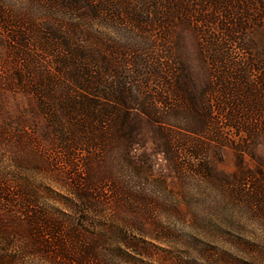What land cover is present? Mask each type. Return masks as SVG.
I'll use <instances>...</instances> for the list:
<instances>
[{"label": "trees", "instance_id": "trees-1", "mask_svg": "<svg viewBox=\"0 0 264 264\" xmlns=\"http://www.w3.org/2000/svg\"><path fill=\"white\" fill-rule=\"evenodd\" d=\"M209 2L228 20L220 29L225 41L238 43L248 56L237 66L220 60L213 76L223 99L231 105L239 101L240 114L219 116L208 108L205 114L189 109L194 128L189 130L190 139L183 141L190 145L174 148L169 138L161 149L180 177L201 175L213 182L207 148L212 141L228 145L220 123L224 120L229 128L246 134L248 148L260 135L264 81L255 75L264 72V59L256 57L259 49L250 39V29L264 22V0ZM123 5L131 4L129 0H0V88L34 99L45 117V137L51 144L45 148L34 126L0 124V264H145L140 257H153L143 224L123 214L159 226L155 208L159 203L142 185L152 177L150 169L131 156L132 131L124 127L129 112L139 111L138 105L161 134L167 123L155 115L156 108L126 103L120 96L126 87L111 94L103 76L109 68L106 59L97 61L92 51L90 21L112 17L114 11L121 16ZM150 14L127 10L129 25L144 29L142 18ZM236 147L244 151L243 145ZM63 165L72 175L67 195L61 193L63 183L56 178ZM258 171L252 190L247 184L251 173L246 171L220 183L239 188L234 193L245 196L251 209L264 216V171ZM254 247L248 244L252 251ZM209 261L220 264L219 258ZM233 261L259 264L241 258Z\"/></svg>", "mask_w": 264, "mask_h": 264}, {"label": "rangeland", "instance_id": "rangeland-1", "mask_svg": "<svg viewBox=\"0 0 264 264\" xmlns=\"http://www.w3.org/2000/svg\"><path fill=\"white\" fill-rule=\"evenodd\" d=\"M129 1L128 7H120L121 16L114 11L112 17L109 14L105 18L95 17L90 27L94 34L93 55L97 61L104 56L109 67L103 76L110 93L115 96L120 87H126L120 94L126 103L139 102L143 107L156 108L155 115L167 123L161 134L159 126L147 122L138 105L139 111L129 112L130 118L124 127L132 131L128 143L131 156L138 164L149 168L155 180H144L142 185L147 193H154L159 203L155 207L159 226L146 218L132 217L128 212L123 214L127 219L140 220L146 236H165L162 241L148 237L153 257H140V260L145 264H210L209 260L219 258L220 264H232L235 258H241L264 264V216L251 209L245 196L234 193L236 188L232 184L223 187L220 183L223 179L242 176L246 171L251 173L247 180L250 190L255 186L258 170L264 171V119L258 122L260 135L253 145L250 143V148L246 134L229 128L224 120L220 123L228 145L212 141L207 148L213 182L201 175L180 177L161 149L169 138L174 148L190 145L183 141L190 139L189 130L194 128L190 115L193 113H189V109L205 114L208 108L219 116L240 114L236 106L239 101L231 105L229 100L223 99L219 94L221 88L214 87L217 82L213 76L220 60L236 66L244 64L248 57L246 52L238 43L225 41L220 29L228 20L217 14L218 7L210 0ZM127 10L135 14L151 13L142 18L145 23L140 25L144 29L129 25ZM250 31V39L259 49L256 57L263 61L264 22L257 23ZM213 38L220 41L215 43ZM96 69L100 73L99 63ZM255 76L264 81V72H257ZM256 77L251 78L258 80ZM164 100L167 103L163 105ZM44 118L31 96L0 88V124L34 126L45 148H49ZM237 144L243 145L240 149L244 151L236 149ZM57 171L56 178L63 183L60 191L67 195L70 170L63 165ZM162 228L165 230L161 231ZM249 243L254 244L253 251L248 248ZM164 256L169 257L164 259Z\"/></svg>", "mask_w": 264, "mask_h": 264}]
</instances>
